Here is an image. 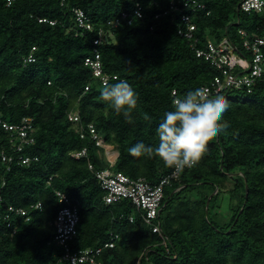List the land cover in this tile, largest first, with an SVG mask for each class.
I'll use <instances>...</instances> for the list:
<instances>
[{
  "label": "trees",
  "instance_id": "16d2710c",
  "mask_svg": "<svg viewBox=\"0 0 264 264\" xmlns=\"http://www.w3.org/2000/svg\"><path fill=\"white\" fill-rule=\"evenodd\" d=\"M62 1L13 0L8 5L0 0V111L10 123L33 118L35 141L23 153L38 157L27 165L14 163L10 170L0 157L1 209L42 203L41 209L30 208L29 220L11 215V227L1 221L0 264H69L53 243L60 205L55 190L79 204L74 251L104 246L111 233L118 235L96 264H264V82L251 93L236 90L242 98L231 96L234 90L224 93L227 127L209 137L194 165L165 187L161 232L154 233L131 200L105 203L95 171L110 163L89 136H80L69 114L77 109L82 123H93L117 150L116 171L157 183L173 169L156 155L134 157L128 148L138 141L157 145L156 130L172 108L173 91L183 96L219 72L178 34L177 12L155 18L170 0H139L144 17L123 21L109 41L98 45L96 32L77 27L72 8L82 7L98 28L130 10L132 1ZM204 1L206 7L193 14L202 40L229 36L240 49V27L264 31V12H242L241 0ZM33 47L35 60L25 63ZM95 48L105 72L117 76L105 86L85 63ZM121 79L138 93L132 123L101 96ZM10 146L7 133L0 131V151L11 152ZM85 147L87 156H72ZM223 192L229 200L226 221L218 218Z\"/></svg>",
  "mask_w": 264,
  "mask_h": 264
},
{
  "label": "built area",
  "instance_id": "2783aa9c",
  "mask_svg": "<svg viewBox=\"0 0 264 264\" xmlns=\"http://www.w3.org/2000/svg\"><path fill=\"white\" fill-rule=\"evenodd\" d=\"M65 0L62 1L64 3ZM82 1V0H76ZM132 5L130 10H124L121 14L107 21L106 26L95 27L90 16L80 6L72 8L76 25L82 31H94L97 37L94 44L98 45L104 41H109V37H113L114 29L123 21L131 23L135 18L144 17V7L139 0H130ZM13 0H7L8 5ZM206 7L204 0H170L169 7L163 12H157L155 18L158 19L162 14H170L177 12L180 16V24L178 26V34L189 41L190 46L194 49L196 55L208 61L215 67L219 74L207 86L210 88L219 87L223 94L230 90H245L251 93L254 87L264 82V31L248 30L244 27L238 29L240 37V49H238L229 36L224 37L221 41L207 38L202 40L198 35V25L193 21V14ZM239 9L244 13H262L264 12V0H241ZM46 21V19H40ZM51 23H54L51 21ZM36 47L24 58V62H32L35 60L34 51ZM95 55L88 57L85 63L90 66L93 77L101 83L107 85L112 79H117L116 75H110L105 72L99 51L95 48ZM89 89V86L86 87ZM174 98L178 97L177 92L173 91ZM69 119L77 126V131L82 138L89 136L91 140L100 148L110 163V167L96 170L95 176L100 186L104 190V201L107 204H113L123 199L131 200L132 204L142 211L145 223L151 227L154 233L161 232L160 212L162 210V201L164 198V189L177 180L180 173L185 168H190L194 163L186 165L182 170H172L171 173L164 175L157 183H151L144 177L132 178L129 175L116 171L113 168L116 157L112 145L105 142L93 123L84 125L81 115L77 109L69 114ZM0 131L7 133L10 142L11 152L5 149L0 151L2 162L10 170L14 163L19 165H27L38 157L27 155L24 152L27 145L35 141V125L33 118L23 117L19 123H10L5 120L0 111ZM213 136V135H212ZM88 154L87 148L75 151L72 156L79 159ZM90 169H94L93 164H89ZM4 185V182H3ZM59 202V209L54 220L55 235L53 243L62 248V257L64 261L72 264L74 258H78L77 264L90 263L96 264L97 258L105 247H113L117 234L111 233V240L104 246L90 247L79 251H74L71 247V241L77 236L78 225L80 222L79 204L72 199L67 193L61 190H55ZM1 201V196H0ZM31 209H41L42 203L32 204ZM30 208L8 206L5 210L1 209L0 203V228L1 221L7 220V227H11V215L25 216L27 220L30 218ZM131 222L134 216H129Z\"/></svg>",
  "mask_w": 264,
  "mask_h": 264
},
{
  "label": "clouds",
  "instance_id": "9594fccd",
  "mask_svg": "<svg viewBox=\"0 0 264 264\" xmlns=\"http://www.w3.org/2000/svg\"><path fill=\"white\" fill-rule=\"evenodd\" d=\"M101 96L127 122H133L132 113L137 107L138 93L127 80L110 84ZM228 107L229 102L219 87L195 86L183 96L175 97L172 108L164 112L156 130L157 145L138 141L128 148V152L134 157L156 155L167 167L180 171L195 163L207 148L209 137L227 127L222 117ZM77 260L74 258L72 264H77Z\"/></svg>",
  "mask_w": 264,
  "mask_h": 264
},
{
  "label": "rangeland",
  "instance_id": "374dc122",
  "mask_svg": "<svg viewBox=\"0 0 264 264\" xmlns=\"http://www.w3.org/2000/svg\"><path fill=\"white\" fill-rule=\"evenodd\" d=\"M231 96H240L241 98L244 97V94L237 92L236 90L231 92ZM114 154H116L117 150L113 147ZM115 156V155H114ZM227 194H224V192L221 194L220 198V208H218L219 215L218 218L220 221H226L229 217V210H228V197Z\"/></svg>",
  "mask_w": 264,
  "mask_h": 264
},
{
  "label": "crops",
  "instance_id": "0c3cea01",
  "mask_svg": "<svg viewBox=\"0 0 264 264\" xmlns=\"http://www.w3.org/2000/svg\"><path fill=\"white\" fill-rule=\"evenodd\" d=\"M113 151H114V150H113ZM113 155H115V157L118 156V152H116V154H113ZM116 159H117V157H116Z\"/></svg>",
  "mask_w": 264,
  "mask_h": 264
},
{
  "label": "water",
  "instance_id": "95a60500",
  "mask_svg": "<svg viewBox=\"0 0 264 264\" xmlns=\"http://www.w3.org/2000/svg\"><path fill=\"white\" fill-rule=\"evenodd\" d=\"M214 193H216V191H215ZM209 200H210V197H209V199H208V201H207V204L209 203Z\"/></svg>",
  "mask_w": 264,
  "mask_h": 264
}]
</instances>
